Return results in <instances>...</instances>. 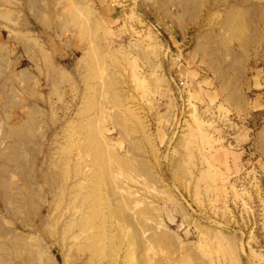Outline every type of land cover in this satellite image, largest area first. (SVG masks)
Returning <instances> with one entry per match:
<instances>
[{
    "label": "rangeland",
    "instance_id": "374dc122",
    "mask_svg": "<svg viewBox=\"0 0 264 264\" xmlns=\"http://www.w3.org/2000/svg\"><path fill=\"white\" fill-rule=\"evenodd\" d=\"M0 264H264V0H0Z\"/></svg>",
    "mask_w": 264,
    "mask_h": 264
},
{
    "label": "bare ground",
    "instance_id": "6f19581e",
    "mask_svg": "<svg viewBox=\"0 0 264 264\" xmlns=\"http://www.w3.org/2000/svg\"><path fill=\"white\" fill-rule=\"evenodd\" d=\"M102 161V160H101ZM103 166V165H102ZM99 172V171H98Z\"/></svg>",
    "mask_w": 264,
    "mask_h": 264
}]
</instances>
